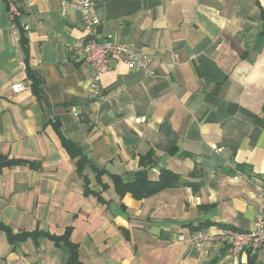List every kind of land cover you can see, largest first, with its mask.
<instances>
[{
	"label": "crops",
	"instance_id": "obj_1",
	"mask_svg": "<svg viewBox=\"0 0 264 264\" xmlns=\"http://www.w3.org/2000/svg\"><path fill=\"white\" fill-rule=\"evenodd\" d=\"M12 2L30 26V74L0 0V158L27 164L0 169V223L16 234L63 236L71 228L82 264H264V247L235 256L221 244L202 255L178 242L180 234L253 227L254 186H264V0H97L100 38L133 44L154 73L114 60L99 104L92 68L70 51L84 36L82 15L63 16L60 0ZM17 81L28 89L14 94ZM151 151L149 180L169 169L199 188L120 197L110 175L135 182L141 156ZM82 158L88 164L80 174ZM92 166L105 171L100 181ZM86 186L101 199L86 196ZM0 257L68 262L47 237L13 244L1 230Z\"/></svg>",
	"mask_w": 264,
	"mask_h": 264
},
{
	"label": "built area",
	"instance_id": "obj_2",
	"mask_svg": "<svg viewBox=\"0 0 264 264\" xmlns=\"http://www.w3.org/2000/svg\"><path fill=\"white\" fill-rule=\"evenodd\" d=\"M60 10L63 16H66L69 10H75L82 15L84 22V36L79 42L70 48L75 53L76 58L89 65L93 70V79L90 84V90L99 104L104 100V91L102 86V77L112 66L114 60L124 62L130 68L142 71L146 75H153L149 64L150 57L142 50L137 49L129 42H117L110 39H101L99 31L102 25L101 18L97 12V0H60ZM23 29L30 31L29 25H22ZM11 31L19 34V27L15 23V17L12 14ZM177 63L178 57L174 56ZM14 94H18L28 89L25 81H17L9 88ZM76 119H80L77 112L73 113ZM242 180H250L247 175L239 173ZM256 193V215L252 229L241 232L233 228L220 229L217 232L206 233L197 231L190 234H180L178 242L187 244L190 248L202 255H208L210 248L217 245H225L237 256L247 250L258 252L264 247V186L260 183L254 186ZM0 264H7L0 257Z\"/></svg>",
	"mask_w": 264,
	"mask_h": 264
},
{
	"label": "trees",
	"instance_id": "obj_3",
	"mask_svg": "<svg viewBox=\"0 0 264 264\" xmlns=\"http://www.w3.org/2000/svg\"><path fill=\"white\" fill-rule=\"evenodd\" d=\"M7 3L8 10L11 12V14L15 17V23L19 27V34L21 36L20 39V46L22 48V51L25 54V64L26 69L28 73L30 74V66H29V40L27 38V32L23 29L22 26V15L23 13L16 9L13 5L12 0H4ZM31 77V75H30ZM56 130L58 134L60 135V138L62 140L63 146L67 149V151L70 153L71 157L73 159L79 157L81 153V149L74 144L72 141L67 139L60 130L59 126H56ZM178 152V148L176 146H173L168 149V153L170 154H176ZM153 152H149L146 156H141L140 159V165L143 167L144 170L139 171L136 175V180L133 183L125 184L120 176L117 175H110L111 179L114 183L115 190L120 195V197H124L127 194H131L134 199L141 201L147 198H150L166 189L176 188L182 185H187L192 187L194 190H197L199 186L197 184L193 183H185L183 182V179L180 175L172 172L169 169H163L161 171L160 177L157 181H151L148 179L147 175V169L154 165V162L152 160ZM27 162L25 160H17V159H9L6 156H3L0 158V169L12 167V166H19V165H26ZM88 164V161L86 158H82L80 161L77 162V170L80 174L83 173V169L85 165ZM32 166V165H31ZM93 171L97 175V179L100 181L101 176L105 174V171L99 170L97 167L92 166ZM193 176V173L191 174ZM88 185V182L87 184ZM103 185L104 189H107L109 186ZM86 196L94 195L97 196L99 199L100 194H96L94 192H91L87 186L85 189ZM213 223H208L207 225H202L197 228V230H201L205 226H212ZM0 230L4 231L8 237V240L11 243H16L18 241H25L29 238L37 239L39 237H47L54 241L56 245L64 248L66 252L68 253V262L67 264H82L80 262L79 257V247L77 244H75L72 239V229L66 230L65 234L63 236H56L49 233L44 232H31V233H19L16 234L9 226H6L2 223H0ZM248 264H253V258L249 260Z\"/></svg>",
	"mask_w": 264,
	"mask_h": 264
}]
</instances>
